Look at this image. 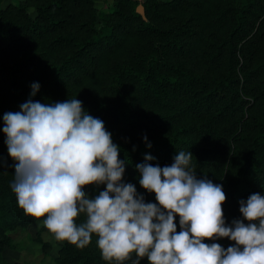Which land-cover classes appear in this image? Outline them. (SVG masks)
Returning <instances> with one entry per match:
<instances>
[{
  "label": "trees",
  "instance_id": "1",
  "mask_svg": "<svg viewBox=\"0 0 264 264\" xmlns=\"http://www.w3.org/2000/svg\"><path fill=\"white\" fill-rule=\"evenodd\" d=\"M34 83L40 87L32 96ZM74 98L104 122L126 162L124 182L145 202L155 203V194L139 185L135 165L151 155L154 166H170L177 152L190 151L197 177L222 185L230 225L241 218L239 201L264 195V0H115L106 10L94 0L0 6V264H8V232L37 222L11 188L3 115L29 99ZM176 224L179 231V217ZM96 239L83 249L62 242L56 263L107 264Z\"/></svg>",
  "mask_w": 264,
  "mask_h": 264
},
{
  "label": "clouds",
  "instance_id": "2",
  "mask_svg": "<svg viewBox=\"0 0 264 264\" xmlns=\"http://www.w3.org/2000/svg\"><path fill=\"white\" fill-rule=\"evenodd\" d=\"M31 87L35 96L40 85ZM2 131L18 206L56 241L83 249L95 235L107 264H264V195L239 201L241 218L227 225L223 187L197 177L190 151L177 152L170 166H154L151 155L135 165L139 185L155 194L152 203L124 182L120 147L77 98L29 99L3 115ZM102 185L95 195L86 191ZM223 238L233 242L227 249L204 242Z\"/></svg>",
  "mask_w": 264,
  "mask_h": 264
},
{
  "label": "rangeland",
  "instance_id": "3",
  "mask_svg": "<svg viewBox=\"0 0 264 264\" xmlns=\"http://www.w3.org/2000/svg\"><path fill=\"white\" fill-rule=\"evenodd\" d=\"M24 0H1L0 6ZM143 1V0H138ZM115 0H94L98 10L110 9ZM33 13V9H29ZM42 221L34 222L25 229L9 231L12 246L5 247L2 254L8 264H57L55 258L62 242L56 241L50 232L41 229Z\"/></svg>",
  "mask_w": 264,
  "mask_h": 264
},
{
  "label": "water",
  "instance_id": "4",
  "mask_svg": "<svg viewBox=\"0 0 264 264\" xmlns=\"http://www.w3.org/2000/svg\"><path fill=\"white\" fill-rule=\"evenodd\" d=\"M136 11H137L138 13H140V14L142 15L143 18H145V16H144V9H143V7H142L141 4H139V5L137 6Z\"/></svg>",
  "mask_w": 264,
  "mask_h": 264
},
{
  "label": "crops",
  "instance_id": "5",
  "mask_svg": "<svg viewBox=\"0 0 264 264\" xmlns=\"http://www.w3.org/2000/svg\"><path fill=\"white\" fill-rule=\"evenodd\" d=\"M0 2H1V0H0Z\"/></svg>",
  "mask_w": 264,
  "mask_h": 264
}]
</instances>
